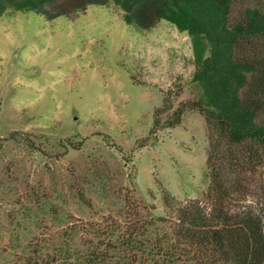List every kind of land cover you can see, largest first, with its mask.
Returning <instances> with one entry per match:
<instances>
[{
    "label": "rangeland",
    "instance_id": "obj_1",
    "mask_svg": "<svg viewBox=\"0 0 264 264\" xmlns=\"http://www.w3.org/2000/svg\"><path fill=\"white\" fill-rule=\"evenodd\" d=\"M113 10L0 19V264L79 248L88 225H125L127 201L159 233L162 187L184 204L207 192L200 114L150 137L168 91L181 89L174 109L197 97L189 35L166 21L139 33Z\"/></svg>",
    "mask_w": 264,
    "mask_h": 264
},
{
    "label": "trees",
    "instance_id": "obj_2",
    "mask_svg": "<svg viewBox=\"0 0 264 264\" xmlns=\"http://www.w3.org/2000/svg\"><path fill=\"white\" fill-rule=\"evenodd\" d=\"M94 5L114 9L139 33L166 21L189 35L197 97L174 109L181 89L168 91L150 137L180 126L188 111L200 114L209 186L187 204L162 187L167 218L159 233L127 201L125 225L90 224L92 238L79 248L55 246L44 263L264 264V0H0V19L17 12L74 19Z\"/></svg>",
    "mask_w": 264,
    "mask_h": 264
}]
</instances>
